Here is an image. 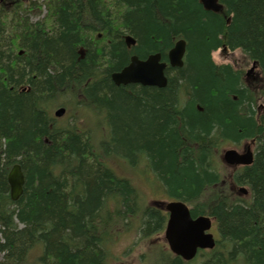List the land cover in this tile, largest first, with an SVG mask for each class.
<instances>
[{
    "label": "trees",
    "instance_id": "16d2710c",
    "mask_svg": "<svg viewBox=\"0 0 264 264\" xmlns=\"http://www.w3.org/2000/svg\"><path fill=\"white\" fill-rule=\"evenodd\" d=\"M218 2L219 14L199 0L0 1V264H106L137 219L147 238L157 211L114 169L141 162L166 198L215 221L220 241L199 264H264V0ZM180 39L185 65L165 71V88L111 81L132 55L166 61ZM221 47L256 63L261 88L212 61ZM57 107L71 118L55 119ZM90 112L107 134L88 128ZM243 141L253 164L226 166V145Z\"/></svg>",
    "mask_w": 264,
    "mask_h": 264
},
{
    "label": "water",
    "instance_id": "95a60500",
    "mask_svg": "<svg viewBox=\"0 0 264 264\" xmlns=\"http://www.w3.org/2000/svg\"><path fill=\"white\" fill-rule=\"evenodd\" d=\"M206 11L218 12L220 5L218 0H199ZM124 42L127 48L135 45L136 41L131 36H126ZM185 53V41H177L167 53V63L172 68L183 66ZM82 55V49H80ZM167 64L161 62V55L155 53L145 60H139L137 56L130 57V62L121 70L111 74V81L115 86L139 85L142 87L165 88L167 79L165 69ZM64 109L59 108L54 112L55 117H62ZM223 161L229 166H249L253 163V153L248 146L244 153L239 154L235 150L223 152ZM7 182L9 195L12 202H16L23 193L24 176L19 165L11 169ZM240 191L246 194L244 189ZM165 210L170 213L165 231V239L170 250L185 261L192 260L198 249H213L215 241L207 231L211 228V220L200 216L196 219L190 217L186 205L181 202H170L165 205Z\"/></svg>",
    "mask_w": 264,
    "mask_h": 264
},
{
    "label": "rangeland",
    "instance_id": "374dc122",
    "mask_svg": "<svg viewBox=\"0 0 264 264\" xmlns=\"http://www.w3.org/2000/svg\"><path fill=\"white\" fill-rule=\"evenodd\" d=\"M31 1L37 2L41 0ZM43 13L44 12H42V14ZM40 18H42V16H40ZM212 60L217 64L234 65L242 72H245V70L250 66V63L244 59L243 54L240 51L225 53L223 56L221 53L215 52L212 55ZM69 114L70 110L66 109V113L62 119H67V117L71 118V115ZM88 117L90 119L88 128H90L92 131H98V128L102 127L107 130L106 134L108 133V124L104 116L90 112ZM247 145H251L252 149L254 148L253 144L249 143V141H243L239 144V146H234L229 143L226 145L224 150L236 149L238 152H242ZM142 163L143 162H141V164ZM115 164L114 169L116 170L117 175L131 180L132 184L136 187L139 194L141 195L145 207H150V202L155 200L163 201L166 199L162 189H160L154 182L153 175L140 166L141 164L135 169H129L128 167L123 168L122 166ZM138 224L139 222L137 219L136 223L133 224L132 229L123 232V234L120 235L118 239L110 244L107 264H118L120 262L125 264H158L160 254L164 251L167 252L168 248L163 244L161 246L159 241L153 237L152 240L149 237L147 239H144L141 236L139 237L140 229H138ZM217 231V227L214 223L211 233L215 238L218 239ZM142 255H144V258L141 259L140 256ZM206 257L207 256H201L195 259L193 264H199L200 262L204 261ZM120 258L124 262H122Z\"/></svg>",
    "mask_w": 264,
    "mask_h": 264
},
{
    "label": "flooded vegetation",
    "instance_id": "af4514ba",
    "mask_svg": "<svg viewBox=\"0 0 264 264\" xmlns=\"http://www.w3.org/2000/svg\"><path fill=\"white\" fill-rule=\"evenodd\" d=\"M147 57V56H146ZM146 57L144 58H140L141 60H144L146 59ZM258 77L257 76H252V80L256 82H258L259 80L257 79ZM155 211H157V215L159 217V219L161 220V223L159 224V228L156 229V231L154 230L153 233H151L148 237L152 240L153 238H155L156 240L159 241V244H162L164 246L167 247L166 245V242L163 238V233H164V229H165V226H166V223H167V220H168V214L166 213V211L164 209H162L160 206L158 207H155L153 206V208H151ZM159 234V235H158ZM162 234V236H161ZM147 237V238H148ZM153 237V238H152ZM146 238V239H147ZM168 248V247H167ZM160 254V252H159ZM165 256H168L170 258V261L169 262H172L174 259H178L181 264H187L186 262L182 261L179 257H175L169 250L166 252L164 251L163 253L160 254V258H159V262L158 264H164L165 262L163 261V259L165 258ZM140 258H144V255L140 256ZM121 259V258H120ZM108 260V259H107ZM107 260H106V264H107ZM122 262H124L122 259H121ZM118 264H125V263H118Z\"/></svg>",
    "mask_w": 264,
    "mask_h": 264
},
{
    "label": "bare ground",
    "instance_id": "6f19581e",
    "mask_svg": "<svg viewBox=\"0 0 264 264\" xmlns=\"http://www.w3.org/2000/svg\"><path fill=\"white\" fill-rule=\"evenodd\" d=\"M160 54V53H159ZM161 55V54H160ZM161 58H162V56H161ZM60 108H62V109H64V114H63V116L65 115V113H66V109L65 108H63V107H60ZM15 165H18V164H15ZM12 168H13V166H12ZM11 168V169H12ZM11 169H10V171H11ZM10 171H9V173H10ZM9 173H8V175H9ZM8 175H7V177H8ZM8 183V182H7ZM9 186V185H8ZM10 190V189H9Z\"/></svg>",
    "mask_w": 264,
    "mask_h": 264
}]
</instances>
